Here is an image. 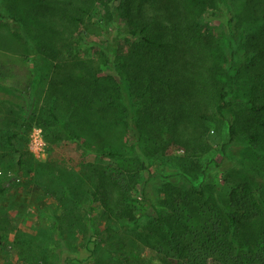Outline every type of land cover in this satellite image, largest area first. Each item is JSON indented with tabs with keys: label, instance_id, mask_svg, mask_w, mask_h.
<instances>
[{
	"label": "trees",
	"instance_id": "obj_1",
	"mask_svg": "<svg viewBox=\"0 0 264 264\" xmlns=\"http://www.w3.org/2000/svg\"><path fill=\"white\" fill-rule=\"evenodd\" d=\"M11 1L5 10L12 19L24 25L31 21L38 32L45 25L46 42L38 47L41 56L54 58L60 48L67 54V60L56 67L63 70L64 78L61 82L52 79L46 97L50 107L45 106L46 117L42 111L36 118L39 125L52 129L51 118L58 127L52 131L58 139L62 135L76 143L82 137L87 152L93 148L92 141L100 142L97 157L121 163L113 171L82 158V199L75 195L80 181L74 183L76 187L64 184L65 198L72 197L74 208L85 210L82 227L87 232L94 222L91 207L96 201L115 221L141 228L130 201L135 176L127 166L137 164L136 155L149 154L148 143L157 135H163L167 145L164 153L173 146L185 149L190 157L211 150L209 123L218 132L227 124L232 141L244 135L253 145L264 136V0H243L238 11L233 0H112L108 18L125 19L130 36L124 51L119 52L117 37L111 43L114 76H100L64 36L85 25L87 19L101 16L100 0ZM218 1L228 7L231 22L240 10L248 16L236 24L247 61L242 71H253L244 106L232 100L235 83L231 81V87L219 61L215 47L219 40L199 21V14ZM5 10H0V18L5 17ZM58 39L63 43H54ZM39 77L38 62L31 92ZM0 88L10 90L1 84ZM18 134L7 131L2 139L20 154L21 164L24 157ZM138 164L144 168L142 161ZM163 192L165 198L155 208L153 226L148 232L136 231L142 242L159 251L160 264H205L209 260L264 264V190L252 180L237 178L225 193L212 185L181 189L172 184H165ZM107 231L113 232L111 228ZM59 257L66 261L67 250L59 251Z\"/></svg>",
	"mask_w": 264,
	"mask_h": 264
},
{
	"label": "rangeland",
	"instance_id": "obj_2",
	"mask_svg": "<svg viewBox=\"0 0 264 264\" xmlns=\"http://www.w3.org/2000/svg\"><path fill=\"white\" fill-rule=\"evenodd\" d=\"M26 1L16 0L18 4ZM233 2L238 11L243 0ZM10 3L11 0H0V10H5ZM112 6V0H100L101 16L87 19L85 25L64 35L73 43L74 51L100 71V76L116 75L112 64L113 39L117 37L120 43L119 52L130 39L125 19L108 18ZM240 11L231 22L228 7L218 1L199 14V21L219 40L215 43L219 61L225 66L231 87V81L235 83L232 100L244 106L253 71L245 72L241 68L247 61L243 43H238L236 24L248 16ZM3 14L5 17L0 18V84L10 90L0 88V189L3 190L0 192V264H160L159 251L142 242L136 231L148 232L153 226L155 208L165 198V184L181 189L212 185L218 192L225 193L230 183L241 178L252 180L256 187L264 190V136L253 145L248 144V137L244 135L232 141L227 124L218 132L216 125L209 123L207 139L211 150L200 157H190L185 149L173 146L164 153L167 145L163 135H157L148 143L149 154L136 155L137 164L127 166L129 173L135 176L136 188L130 201L140 217L141 228L115 221L106 214L102 203L96 201L91 207L94 222L87 232L82 227L85 210L74 208L72 197L65 198L64 189L80 181L75 195L82 199V158L88 164L113 171L119 169L121 163L97 157L95 151L100 142L92 141L93 148L87 152L82 137L76 143L62 135L58 139L52 133L58 127L51 118L48 121L52 129L39 125L36 118L42 111L47 112L45 106L50 107L51 102L46 97L52 79L57 77L61 82L64 78L63 70L56 67L67 60V54L60 48L54 58L41 56L38 47L46 42L45 25L43 31L38 32L31 21L24 25L12 19L6 10ZM54 43L63 42L58 39ZM38 62L40 77L31 92ZM77 110L74 111L79 116L80 104ZM7 131L19 133L17 141L24 157L21 164L20 154L13 152L2 139ZM138 161L144 163V168ZM56 222L60 223L59 228ZM108 228L113 232L107 231ZM62 249L68 252L66 261L59 257ZM205 264L217 263L209 260Z\"/></svg>",
	"mask_w": 264,
	"mask_h": 264
}]
</instances>
